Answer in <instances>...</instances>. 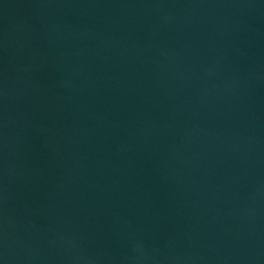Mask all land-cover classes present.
Wrapping results in <instances>:
<instances>
[{
    "label": "water",
    "instance_id": "obj_1",
    "mask_svg": "<svg viewBox=\"0 0 264 264\" xmlns=\"http://www.w3.org/2000/svg\"><path fill=\"white\" fill-rule=\"evenodd\" d=\"M0 264H264V0H0Z\"/></svg>",
    "mask_w": 264,
    "mask_h": 264
}]
</instances>
